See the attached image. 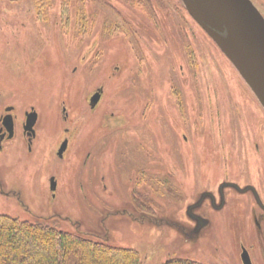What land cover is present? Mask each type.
Here are the masks:
<instances>
[{"label":"rangeland","instance_id":"rangeland-1","mask_svg":"<svg viewBox=\"0 0 264 264\" xmlns=\"http://www.w3.org/2000/svg\"><path fill=\"white\" fill-rule=\"evenodd\" d=\"M8 106L20 121L34 108L39 137L31 153L23 141L0 150V215L58 222L142 264H241L243 239L264 264L250 201L202 206L213 226L194 221L227 178L264 198V107L183 0H0V120Z\"/></svg>","mask_w":264,"mask_h":264},{"label":"trees","instance_id":"trees-1","mask_svg":"<svg viewBox=\"0 0 264 264\" xmlns=\"http://www.w3.org/2000/svg\"><path fill=\"white\" fill-rule=\"evenodd\" d=\"M55 223L0 215V264H142L136 250L63 231ZM166 264L202 263L172 260Z\"/></svg>","mask_w":264,"mask_h":264},{"label":"flooded vegetation","instance_id":"flooded-vegetation-1","mask_svg":"<svg viewBox=\"0 0 264 264\" xmlns=\"http://www.w3.org/2000/svg\"><path fill=\"white\" fill-rule=\"evenodd\" d=\"M193 18V16L190 14ZM194 19V18H193ZM197 23V21L194 19ZM198 24V23H197ZM199 25V24H198ZM200 26V25H199ZM201 27V26H200ZM202 28V27H201ZM209 36V35H208ZM210 37V36H209ZM211 38V37H210ZM213 40V39H212ZM98 47V44H93L89 52H93ZM219 48V47H218ZM220 49V48H219ZM98 51V49H97ZM224 54V53H223ZM225 55V54H224ZM104 90L103 88H98L88 99V106L90 107L91 112H95L101 104L103 99ZM5 115L1 118V126H0V150H4L6 145H9L13 142L23 141V144L26 145L28 151L31 153L34 151L35 142L37 141L38 135V122H39V115L34 110L25 112V118L20 121L18 116L15 115V109L13 106H8L5 110ZM64 114V121L69 120V114L67 113L66 107L62 110ZM116 117L112 115V118L107 122L108 130L112 132H116L119 127L122 125V120H116ZM113 120V123L110 121ZM116 121V122H115ZM102 123L103 120H100ZM65 137L62 139L63 141L60 142V147L57 151V156L60 160H63L70 148L71 144V129L65 128L64 129ZM184 138V137H183ZM145 148H148L145 145ZM150 149V148H148ZM52 178L55 179L56 184L58 186L56 178L53 176L51 177V186H52ZM239 178V177H238ZM236 178V180H231L230 178L225 179V181L221 182L217 187L216 191L214 192H205V196L208 197L209 202L205 200V196L199 201L196 202V207L199 212L194 214V221L198 223L201 228L213 226V220L210 217L205 216L201 213V208L208 206L212 210V214H217V212H223L228 208L226 211L232 212L233 204H238L235 200L245 198L249 203L253 204L251 209L247 211V218L248 220L251 219L254 223L255 229L258 232V235H261L260 232L263 231V224H264V198L260 192V189L255 184H249L244 182V179L240 177V179ZM233 179V178H232ZM241 182H239V181ZM248 180V179H247ZM56 186V190H57ZM55 192V190H54ZM55 195V194H54ZM241 205V203H240ZM250 208V207H248ZM264 233V231H263ZM261 237V236H260ZM241 244V252H240V262L241 264H257L256 263V243H252L250 245H246L244 243V239L242 240Z\"/></svg>","mask_w":264,"mask_h":264},{"label":"water","instance_id":"water-1","mask_svg":"<svg viewBox=\"0 0 264 264\" xmlns=\"http://www.w3.org/2000/svg\"><path fill=\"white\" fill-rule=\"evenodd\" d=\"M264 107V17L251 0H183ZM52 179V190L56 189Z\"/></svg>","mask_w":264,"mask_h":264}]
</instances>
